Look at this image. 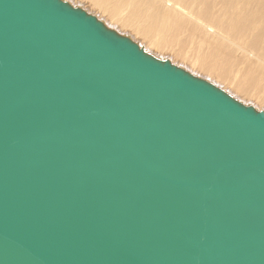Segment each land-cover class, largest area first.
Here are the masks:
<instances>
[{"label": "water", "instance_id": "1", "mask_svg": "<svg viewBox=\"0 0 264 264\" xmlns=\"http://www.w3.org/2000/svg\"><path fill=\"white\" fill-rule=\"evenodd\" d=\"M0 264H264V110L64 0H0Z\"/></svg>", "mask_w": 264, "mask_h": 264}, {"label": "bare ground", "instance_id": "2", "mask_svg": "<svg viewBox=\"0 0 264 264\" xmlns=\"http://www.w3.org/2000/svg\"><path fill=\"white\" fill-rule=\"evenodd\" d=\"M264 110V0H64Z\"/></svg>", "mask_w": 264, "mask_h": 264}]
</instances>
